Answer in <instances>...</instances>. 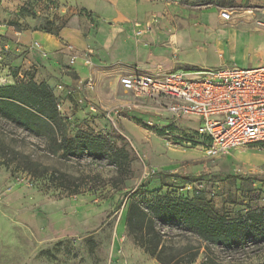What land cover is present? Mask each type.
Segmentation results:
<instances>
[{"label": "rangeland", "instance_id": "rangeland-1", "mask_svg": "<svg viewBox=\"0 0 264 264\" xmlns=\"http://www.w3.org/2000/svg\"><path fill=\"white\" fill-rule=\"evenodd\" d=\"M137 1V17L129 19L99 17L68 0H0V88L47 83L64 125L49 139L0 116V264H160L126 227L130 204L141 202L146 210L156 197L206 200L229 220L264 211V144L210 158L197 144L195 123L173 118L152 100L124 95L119 84L125 69L140 63L178 61L184 51L178 48L179 31L217 32L211 16L229 12L236 18L260 6L239 0ZM108 3L115 6L116 0ZM239 25L222 47L188 54L190 73L263 64V32L246 21ZM61 27L79 31L86 45L79 51L66 44L57 64L32 35L55 36ZM195 39L188 35L184 48L212 45ZM79 59L105 76L118 73L101 86L80 81L72 69ZM115 81L118 98L110 88ZM128 101L135 106L123 108ZM86 148H101L108 156H91ZM117 152L118 164L112 161ZM157 227L174 253H187L186 260L197 255L192 264H264V237L232 252L183 226Z\"/></svg>", "mask_w": 264, "mask_h": 264}, {"label": "trees", "instance_id": "trees-1", "mask_svg": "<svg viewBox=\"0 0 264 264\" xmlns=\"http://www.w3.org/2000/svg\"><path fill=\"white\" fill-rule=\"evenodd\" d=\"M0 116L31 133L49 139L64 127L58 110V100L50 86L44 82L37 84L30 81L0 88ZM194 133L196 135L195 131ZM86 150L94 157L102 154L108 156L101 148ZM120 155V152L115 153L112 161L120 163ZM30 172L35 173L31 170ZM140 203L132 202L129 206L127 232L141 249L160 264H192L197 255L191 254L186 260L184 258L187 253H174L165 243L157 223L183 226L200 239L232 252L247 246L249 239L256 244L264 237V211L258 214L249 212L229 220L206 200L156 197L145 203L146 210Z\"/></svg>", "mask_w": 264, "mask_h": 264}, {"label": "built area", "instance_id": "built-area-1", "mask_svg": "<svg viewBox=\"0 0 264 264\" xmlns=\"http://www.w3.org/2000/svg\"><path fill=\"white\" fill-rule=\"evenodd\" d=\"M221 17L230 20L231 14ZM264 30V20L256 22ZM41 49V45L37 44ZM74 63V62H73ZM120 84L135 99L152 100L178 120L197 122L198 143L210 158L246 145L264 144V66L232 67L190 75L129 74ZM136 102L123 108L131 109ZM121 109L114 111L116 116Z\"/></svg>", "mask_w": 264, "mask_h": 264}, {"label": "crops", "instance_id": "crops-1", "mask_svg": "<svg viewBox=\"0 0 264 264\" xmlns=\"http://www.w3.org/2000/svg\"><path fill=\"white\" fill-rule=\"evenodd\" d=\"M240 3L245 5H256L260 7L256 10H245V12L242 15H239L238 17L234 18V16L231 14L230 20H224L221 16L218 17H210V22L214 25H218L217 32H203L202 34H199L197 30H181L178 32V48L184 49L182 51V56L178 59L180 61V64H178V61H174L171 59L165 60V62L162 65H158L155 62L152 63H140L136 69H125V75L129 74H165V73H171L176 71H181L190 75H195L198 73H203L206 71L211 70L212 68H201L198 71H194V73H190V71L187 66L189 65V57L188 54H190L194 50H209V48H212L213 46L217 45L222 47L226 42V34L227 33H234L236 34L238 32V26L242 21L249 22L253 28L258 32H263L264 30L259 28L256 24L259 20H264V0H239ZM69 5L80 7L81 9H85L89 11L91 14H95L99 17L103 18H112L116 15H124L128 17L129 19H134L137 17L138 11H139V5L137 0H116V4L111 5L108 3V0H68ZM161 33V32H160ZM192 34L196 39L199 40L202 38L210 39L212 42V45L200 47V46H192L193 48L191 50H186L184 48V40L188 37V35ZM161 36H164L163 33H161ZM112 37V36H111ZM110 37L109 40L112 38ZM32 38L42 44L43 48L48 52V57H52L53 61L59 64L60 52L62 48L66 47V44H69L70 46H73L74 49L82 51V49L85 47L86 42L84 41L82 34L77 31L70 28L63 29L60 33V38L55 37L53 35H49L42 32H35L32 35ZM174 40L177 42V39L174 38ZM204 48V49H203ZM264 66L263 64H260L256 67H245V69H255ZM182 67V68H181ZM73 71H75L78 75V77L81 80L87 81V80H94L96 83V86H101L105 80L109 77H115L117 75V71H113L109 76H105L102 74V70L98 67H91L87 66L83 60L79 59L74 67H72ZM77 69V70H76ZM189 72V73H188ZM121 77V78H122ZM65 80L67 81L70 79L68 76H64ZM120 78V79H121ZM120 84V80H119ZM122 87V85L120 84ZM113 94L118 95L117 90L119 88L117 82L115 81L110 86ZM123 94L126 96H132L130 93H127L124 88L122 87ZM118 98V97H117ZM133 99H135L132 96ZM128 101L126 104H129ZM191 123H195L197 129V122L196 120L192 119H186Z\"/></svg>", "mask_w": 264, "mask_h": 264}]
</instances>
